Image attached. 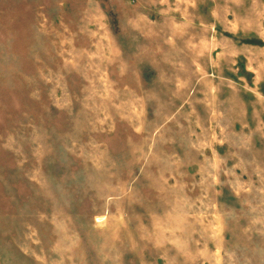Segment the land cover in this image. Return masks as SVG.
I'll use <instances>...</instances> for the list:
<instances>
[{
	"label": "rangeland",
	"instance_id": "obj_1",
	"mask_svg": "<svg viewBox=\"0 0 264 264\" xmlns=\"http://www.w3.org/2000/svg\"><path fill=\"white\" fill-rule=\"evenodd\" d=\"M0 264H264V0H0Z\"/></svg>",
	"mask_w": 264,
	"mask_h": 264
}]
</instances>
